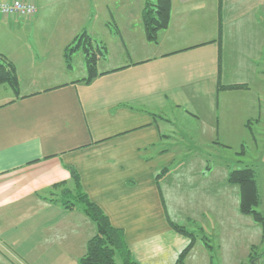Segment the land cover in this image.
Wrapping results in <instances>:
<instances>
[{"label": "crops", "instance_id": "crops-1", "mask_svg": "<svg viewBox=\"0 0 264 264\" xmlns=\"http://www.w3.org/2000/svg\"><path fill=\"white\" fill-rule=\"evenodd\" d=\"M28 1L32 18L0 14L19 77L17 91L0 84V264H79L96 225L65 205L73 170L139 264H179L190 238L171 222L199 235L183 264H215L202 236L246 239L258 223L222 154L264 123V0H171L156 42L143 9L157 0ZM84 31L105 51L89 81L82 49L71 66L64 55ZM185 119L209 148L182 143Z\"/></svg>", "mask_w": 264, "mask_h": 264}, {"label": "trees", "instance_id": "trees-1", "mask_svg": "<svg viewBox=\"0 0 264 264\" xmlns=\"http://www.w3.org/2000/svg\"><path fill=\"white\" fill-rule=\"evenodd\" d=\"M171 9V0H157L155 3H146L143 9V23L149 41L156 42L159 31L169 26ZM80 49L84 52L88 70V77L83 80L89 81L98 75L97 61L100 54L105 53L104 47L101 45H93V41L88 32L84 31L80 33L65 49L64 55L68 66H71L73 54ZM1 83L9 84L16 91L19 89V77L15 65L3 54H0ZM244 87L245 85L241 84L221 86L223 89ZM164 172L166 170L162 171L161 174ZM72 176L76 194L73 199H64L65 205L71 209H76V207L81 208L96 225V233L88 240L86 252L80 258L79 264H139L131 257V252L123 230L114 227L103 210L82 190L79 175L75 170L72 171ZM228 180L232 184L239 186V210L241 213L251 216L255 222L261 225L263 229L262 243H264V216L256 209L262 200L255 170L251 167L232 170ZM171 225L178 232L190 238L189 244L179 254L178 262L179 264H183L185 258L194 247L199 235L174 222H171ZM202 239L212 252L214 246L211 244L209 237L202 236ZM258 248V245L251 247L249 255L250 261L258 256Z\"/></svg>", "mask_w": 264, "mask_h": 264}, {"label": "rangeland", "instance_id": "rangeland-1", "mask_svg": "<svg viewBox=\"0 0 264 264\" xmlns=\"http://www.w3.org/2000/svg\"><path fill=\"white\" fill-rule=\"evenodd\" d=\"M80 67L81 65L80 63H78L76 68L79 69ZM192 123L193 120L187 122V120L185 119L184 121H181L178 125H176L178 134L181 133L180 137L183 139L182 143L188 147L193 148H209L211 145L205 137H200V140L201 142H206L207 146H204V144H200L199 147L197 146V144H194V138H196V134L198 133V131L201 132L202 130L196 129ZM255 133V138L249 137L245 141L243 148H225V152L223 150L225 154H222V157H229L228 159L230 160L232 157L233 168H236L235 166H237V168L251 167L255 170L262 200L261 204L256 209L260 211L264 216V123L260 124V126H257ZM243 150L245 151V153H241L238 155L237 152ZM242 219H248L249 221H253L251 216H247V218L245 216H242ZM244 231H246V239L245 234H242V237H240L239 235H225L224 238L221 236L214 235L210 237L211 243L214 246L213 251L211 252V256H213L215 264H239L241 260L245 261L246 259L243 257L244 251L247 248L248 254L250 252L251 244L259 246L257 257L260 260V264H264V243L259 244L262 236V227L258 224L255 225L254 223H248V227L242 232ZM220 248L224 249L222 250ZM250 263L251 261L249 259L247 261V264Z\"/></svg>", "mask_w": 264, "mask_h": 264}, {"label": "built area", "instance_id": "built-area-1", "mask_svg": "<svg viewBox=\"0 0 264 264\" xmlns=\"http://www.w3.org/2000/svg\"><path fill=\"white\" fill-rule=\"evenodd\" d=\"M36 4L28 0H0V14L5 17L32 18L37 14Z\"/></svg>", "mask_w": 264, "mask_h": 264}, {"label": "water", "instance_id": "water-1", "mask_svg": "<svg viewBox=\"0 0 264 264\" xmlns=\"http://www.w3.org/2000/svg\"><path fill=\"white\" fill-rule=\"evenodd\" d=\"M250 264H260V260L258 257H255L253 260H251Z\"/></svg>", "mask_w": 264, "mask_h": 264}]
</instances>
